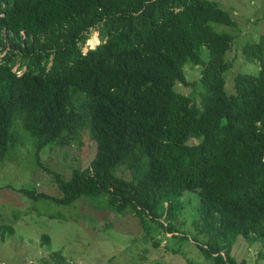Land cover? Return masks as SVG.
I'll use <instances>...</instances> for the list:
<instances>
[{
  "label": "trees",
  "instance_id": "16d2710c",
  "mask_svg": "<svg viewBox=\"0 0 264 264\" xmlns=\"http://www.w3.org/2000/svg\"><path fill=\"white\" fill-rule=\"evenodd\" d=\"M236 29L218 0H0V155L21 127L37 149L83 132L96 147L88 167L54 172L58 196L18 192L91 197L172 233L195 192L208 264H237L239 236L264 252V25L227 92ZM187 64L200 74L177 91Z\"/></svg>",
  "mask_w": 264,
  "mask_h": 264
},
{
  "label": "rangeland",
  "instance_id": "374dc122",
  "mask_svg": "<svg viewBox=\"0 0 264 264\" xmlns=\"http://www.w3.org/2000/svg\"><path fill=\"white\" fill-rule=\"evenodd\" d=\"M218 2L237 24L236 38L227 54L232 65L224 72L226 90L231 92L233 76L238 71L251 70L241 48L245 43L256 41L262 30L264 0ZM98 41V32L93 30L84 51ZM200 68V65H185L189 83H177L176 90L189 91ZM18 129L19 133L12 132L11 147L0 155V228L2 231L9 226L13 228L0 233V264H208L198 245L205 237L198 232L195 219L198 201L195 192L187 196L181 214L175 213L172 224L179 232L173 233L168 231L175 229H166L168 223L161 228L146 219L147 225L143 227L137 215L115 214L97 207L98 200H94L96 206L91 197L63 205L18 192L26 188L58 196L54 172L68 177L73 169L88 167L96 149L87 132L82 133L81 142L37 149L34 138L22 127ZM43 234L48 239L42 238ZM232 254L237 264H264L261 246L257 242L250 244L241 236L234 243Z\"/></svg>",
  "mask_w": 264,
  "mask_h": 264
}]
</instances>
